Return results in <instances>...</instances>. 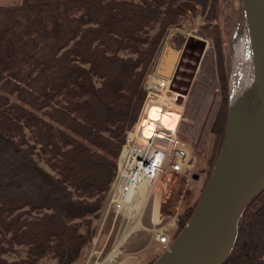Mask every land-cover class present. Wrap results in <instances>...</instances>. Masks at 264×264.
Returning <instances> with one entry per match:
<instances>
[{"label":"trees","instance_id":"obj_1","mask_svg":"<svg viewBox=\"0 0 264 264\" xmlns=\"http://www.w3.org/2000/svg\"><path fill=\"white\" fill-rule=\"evenodd\" d=\"M14 1L0 3V264H72L97 231L183 0ZM185 1L202 9L220 84L206 183L226 129L229 75L219 0ZM196 204L177 216L174 238ZM223 264H264V189Z\"/></svg>","mask_w":264,"mask_h":264},{"label":"water","instance_id":"obj_2","mask_svg":"<svg viewBox=\"0 0 264 264\" xmlns=\"http://www.w3.org/2000/svg\"><path fill=\"white\" fill-rule=\"evenodd\" d=\"M240 2L259 87L256 122L241 126L229 100L222 145L198 203L169 249L152 264H223L234 246L243 211L264 189V0ZM172 34L173 31L168 37ZM185 41L198 44L194 62L197 61L205 41L194 36H186ZM167 44L168 41L157 61L155 73L169 78L175 68L173 63L164 73L160 71ZM191 67L194 73V65ZM178 97L182 105L183 95ZM194 177L198 178L197 175Z\"/></svg>","mask_w":264,"mask_h":264},{"label":"rangeland","instance_id":"obj_3","mask_svg":"<svg viewBox=\"0 0 264 264\" xmlns=\"http://www.w3.org/2000/svg\"><path fill=\"white\" fill-rule=\"evenodd\" d=\"M17 1L18 0H16V2ZM2 2L9 4L14 3L15 1L0 0L1 4ZM176 11L178 13L181 26L171 29L170 32L173 31L172 35L183 36L184 38H186V36H194L197 39L205 41V48L197 61L194 62L195 58L192 57V55L186 60L188 65L186 68V72L191 71V66L194 64V73L192 74L189 88L186 92L187 94L186 96H183L182 105L179 104L178 101V95H181V93L172 90L170 86L168 88L160 86V88L158 87L160 89V92H156V95H154V93H151V97H147L148 92H155L154 90H147V85L149 86L150 82H159L160 80L161 82L165 83V86L168 84L167 82H169L166 77L156 74L154 67L153 72L149 75L146 81L145 88L147 90V93L141 111L146 112V107L151 102H158L159 104H161V106H163V108H166V111L167 108L171 106L176 108L179 115L177 121L178 124H176L177 134L180 139L184 140L187 143L188 153L190 154L189 157L193 167L189 171L185 170L187 174L181 172L171 173L170 171H163L160 173L152 188V194L147 197L146 204H144L146 205L145 214L144 216H142V222L144 226H149V216L153 209V205L158 203V199H160L159 206L160 214L162 213V216H171L176 214H178L177 216H179L183 213L186 207L192 205L196 200L198 203L205 185L204 183L208 171L207 160L210 156L212 147L210 126L220 102V84L217 73L216 50L214 47L213 39L205 35L204 33H201V25L203 24L204 18L202 9L197 3L183 0L176 5ZM217 13L218 16L216 19V23L219 27L218 32L222 41L224 63L226 66L227 74L229 75L228 88L230 100L235 46L237 41L244 35L245 32L240 0H219ZM172 35H170V37ZM168 36L169 34L165 38L164 46L165 43L169 40L168 38H170ZM41 165L48 170V167L43 162H41ZM166 168H170V166L167 165ZM196 175L198 176L197 180H195L194 177ZM185 180L190 182V185H184ZM103 212L104 207L101 212L99 225ZM99 225L97 231L99 229ZM105 225L106 226L103 230L107 232L109 227L108 224ZM113 234L114 232L112 233V236H110L107 246L111 244L113 240ZM149 237L150 239H152L151 232L147 229H143L129 237L126 243L137 238V240L140 243H143L144 246L145 244H147ZM126 243L124 244V246L126 245ZM124 246L121 249L119 259H121V257H123L124 255ZM90 247L91 242L90 245L86 246L83 249L80 257L72 264H84L85 260L88 258L91 252ZM107 249L108 247H106L104 253L107 251ZM161 253L157 254L149 261L153 260L154 262ZM9 258H15V255L10 256ZM41 264L56 263L54 260L45 259Z\"/></svg>","mask_w":264,"mask_h":264},{"label":"built area","instance_id":"obj_4","mask_svg":"<svg viewBox=\"0 0 264 264\" xmlns=\"http://www.w3.org/2000/svg\"><path fill=\"white\" fill-rule=\"evenodd\" d=\"M155 82L152 81L149 86L147 85L148 91H155L148 92V98L151 97V93L156 95V92H160ZM167 83L165 86L163 82L160 86L168 88L169 82ZM164 111L166 112V108ZM140 113L137 124L127 133L125 144L121 148L116 175L106 198L99 229L91 240V252L84 264H118L121 249L128 238L143 229L151 232V237L160 245L161 252L168 250L174 239L176 222L166 220L167 216L160 214V199H158V205H153L148 221L149 226L143 225L142 216L145 214L146 205L143 209L140 208L143 201L141 191H148L147 199L152 194L156 179L163 171L171 173L189 171L193 167L190 154L187 143L177 134V125L173 130L168 131L164 142L158 140V135L161 134L160 127H162L159 120L154 123L150 136L143 137L140 134V127L146 119V114L145 111ZM167 165L170 168H166ZM156 206L157 216H154ZM137 223L139 226L136 225ZM105 224L109 227L107 232L103 230ZM113 232V240L107 246ZM106 247L108 249L104 253Z\"/></svg>","mask_w":264,"mask_h":264},{"label":"bare ground","instance_id":"obj_5","mask_svg":"<svg viewBox=\"0 0 264 264\" xmlns=\"http://www.w3.org/2000/svg\"><path fill=\"white\" fill-rule=\"evenodd\" d=\"M160 88L163 82H156ZM155 83V84H156ZM231 107L237 117V121L241 126H250L256 122L257 110L260 105L259 87L256 78L255 65L250 45L247 41L246 34L237 41L233 59V79L230 93ZM163 106L158 102H151L146 107V119L140 127V134L143 137H149L154 128V123L162 122L161 134L158 135V140L164 142L168 136V131L173 129L178 121V112L176 108L169 107L165 112ZM147 190L141 191L143 201L140 206L144 208ZM158 204V203H156ZM155 204V205H156ZM157 206L154 211L156 215ZM139 226V224H136Z\"/></svg>","mask_w":264,"mask_h":264},{"label":"flooded vegetation","instance_id":"obj_6","mask_svg":"<svg viewBox=\"0 0 264 264\" xmlns=\"http://www.w3.org/2000/svg\"><path fill=\"white\" fill-rule=\"evenodd\" d=\"M197 50V43L185 41L183 36L172 35L168 40L167 48L163 56L164 66L160 68V71L164 73L169 64L173 63L175 65V68L171 71L170 77L166 78L169 80L171 89L178 91V93L180 92L183 96L187 94L186 92L193 74L191 71L186 72L188 66L186 60L191 57V55L195 58L197 56Z\"/></svg>","mask_w":264,"mask_h":264},{"label":"crops","instance_id":"obj_7","mask_svg":"<svg viewBox=\"0 0 264 264\" xmlns=\"http://www.w3.org/2000/svg\"><path fill=\"white\" fill-rule=\"evenodd\" d=\"M182 173L187 174L186 171ZM184 185H190V182L185 180ZM177 215L167 216L166 220H175L176 222ZM123 253L124 255L119 259L118 264H144L161 253V249L160 245L153 239H150V237L144 246L136 238L126 243Z\"/></svg>","mask_w":264,"mask_h":264}]
</instances>
